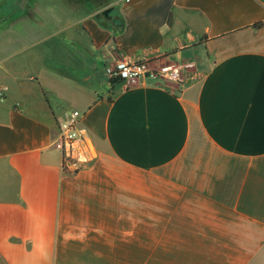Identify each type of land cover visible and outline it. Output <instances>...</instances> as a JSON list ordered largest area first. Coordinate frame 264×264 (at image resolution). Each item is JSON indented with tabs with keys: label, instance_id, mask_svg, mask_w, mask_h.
Listing matches in <instances>:
<instances>
[{
	"label": "crops",
	"instance_id": "0c3cea01",
	"mask_svg": "<svg viewBox=\"0 0 264 264\" xmlns=\"http://www.w3.org/2000/svg\"><path fill=\"white\" fill-rule=\"evenodd\" d=\"M119 59L193 67L111 85ZM5 88L0 264H264V0H0Z\"/></svg>",
	"mask_w": 264,
	"mask_h": 264
},
{
	"label": "built area",
	"instance_id": "2783aa9c",
	"mask_svg": "<svg viewBox=\"0 0 264 264\" xmlns=\"http://www.w3.org/2000/svg\"><path fill=\"white\" fill-rule=\"evenodd\" d=\"M192 64L182 68L190 69ZM175 65L153 66L150 62L119 59L105 68V75L111 81L123 82L127 87L138 84L143 79L155 81L166 80L174 83H184L183 69ZM7 88L0 92L2 102L6 101ZM82 114L74 111L71 118L62 124L58 130L57 148L63 153L64 163L75 171L83 164L94 162L98 155L97 150L83 129L79 125Z\"/></svg>",
	"mask_w": 264,
	"mask_h": 264
},
{
	"label": "trees",
	"instance_id": "16d2710c",
	"mask_svg": "<svg viewBox=\"0 0 264 264\" xmlns=\"http://www.w3.org/2000/svg\"><path fill=\"white\" fill-rule=\"evenodd\" d=\"M262 25H263L262 23L256 24V28H260ZM110 83H111V85H115L116 83H118V81L113 80V81H111ZM64 170H65L66 172H70L69 169H68V167L65 165V163H64ZM70 173H71V172H70Z\"/></svg>",
	"mask_w": 264,
	"mask_h": 264
}]
</instances>
